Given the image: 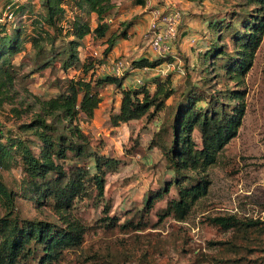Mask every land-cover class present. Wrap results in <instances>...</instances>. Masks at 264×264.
Returning <instances> with one entry per match:
<instances>
[{"label": "trees", "instance_id": "1", "mask_svg": "<svg viewBox=\"0 0 264 264\" xmlns=\"http://www.w3.org/2000/svg\"><path fill=\"white\" fill-rule=\"evenodd\" d=\"M222 1L224 6L230 4ZM1 2L0 108L7 105L12 127L0 124V204L4 212L0 215V264H60L71 254L85 260L90 256L83 246L88 230L77 215L85 202L96 207L103 201L105 222L96 226L104 232L144 229V211L148 213L163 199L166 206L161 215L184 219L207 194L206 171L240 127L244 111L241 85L264 35V0H238L232 9L218 10L206 19L210 35H202L193 68L199 78L191 82L182 67L187 80L179 92L172 85L173 71L134 77L172 65L176 57L169 52L135 58L131 68L119 76L100 70L109 61V52L130 37L136 24L135 20H118L117 0ZM147 3L131 0L149 15L151 9L159 8ZM7 7L12 16L5 15L3 20L1 14ZM27 13L31 17L28 27L20 20ZM15 19L20 21L14 25ZM86 38L102 42L103 56L81 57ZM22 52L21 60L14 62ZM46 69L55 75L51 85L56 91L43 97L29 90L28 79ZM107 86H114L119 96L109 116L116 128L143 118L154 120L176 96L161 131L151 140L169 172L146 192L144 206L127 211L123 222L109 215L111 204L104 200L106 175L116 171L122 160L104 153L102 142L93 143L81 125L82 120L93 119ZM12 167L22 174L15 187L3 176ZM18 196L39 209L47 208L50 219L19 218L14 214ZM217 219L225 229H234L233 239L222 247L230 258L218 261L240 264L243 255L259 245L264 226L234 217Z\"/></svg>", "mask_w": 264, "mask_h": 264}, {"label": "rangeland", "instance_id": "2", "mask_svg": "<svg viewBox=\"0 0 264 264\" xmlns=\"http://www.w3.org/2000/svg\"><path fill=\"white\" fill-rule=\"evenodd\" d=\"M29 1L37 4L40 0ZM229 1L230 4L224 6L222 0H203L199 3L149 0V7L177 11L181 15L178 35L170 42L169 50L176 59L172 65L165 64L153 71L138 72L134 77L148 78L153 74L173 71L172 85L179 92L187 80L181 70L183 67L189 73L190 81L197 82L199 75L193 68L201 49L202 35H210L205 21L213 12L227 7L232 9L231 4L238 0ZM117 3L118 20H135L136 24L130 37L120 40L109 52L108 60L125 58L132 61L141 56L158 57L159 54L149 48L145 37L150 22L147 9L134 6L131 0H117ZM1 6L0 0V11ZM1 16L3 19L4 11ZM30 19L27 13L20 20L28 27ZM20 20L15 19L13 24ZM84 42L86 47L80 48L82 58L93 54V51L97 52L93 56H103L105 46L100 40L86 38ZM25 46L27 50L29 44L25 43ZM23 55L24 52L17 54L14 62H19ZM58 74L62 75L61 72ZM54 78L55 75L46 69L29 77L28 88L35 94L48 97L56 91L51 85ZM241 88L244 92V111L237 134L220 152L216 163L206 171L207 194L195 203L184 219L161 215L166 206L163 199L156 201L148 213L144 211V229L104 232L96 226L105 222L103 201L96 207L82 203L77 215L88 230L83 246L87 247L90 256L80 260L73 254L67 255L60 264H239L218 261L220 258H230L231 254L224 252L222 247L223 243L233 239L234 229H225L217 218L234 217L243 223L256 221L257 225L264 226V35L254 53L252 65L243 77ZM101 95L102 102L93 119L82 120L81 125L93 143L102 142L104 153L122 160L116 171L106 175L104 200L111 204L109 215L123 222L128 217L127 211L144 206L146 192L162 181L164 173L169 172L159 147L151 146V140L161 131L176 96L167 101L168 106L154 120L143 118L116 128L109 119L119 101L115 87L107 86ZM11 123L8 107L3 105L0 108V124L9 128L12 127ZM3 176L14 187L22 179L17 167L4 170ZM170 194H173V189ZM3 213L0 204V215ZM14 214L22 219L46 220L50 219L51 213L47 208L39 209L29 200L18 196ZM263 246L264 237L258 246L243 255L240 264H264Z\"/></svg>", "mask_w": 264, "mask_h": 264}, {"label": "built area", "instance_id": "3", "mask_svg": "<svg viewBox=\"0 0 264 264\" xmlns=\"http://www.w3.org/2000/svg\"><path fill=\"white\" fill-rule=\"evenodd\" d=\"M4 15L12 16L9 7L6 8ZM180 22L181 15L177 11L151 9L149 27L145 33L149 48L158 54L170 53V42L177 37ZM92 55H97V52L93 51ZM130 68L131 61L125 58H115L100 65L101 71L118 76Z\"/></svg>", "mask_w": 264, "mask_h": 264}, {"label": "crops", "instance_id": "4", "mask_svg": "<svg viewBox=\"0 0 264 264\" xmlns=\"http://www.w3.org/2000/svg\"><path fill=\"white\" fill-rule=\"evenodd\" d=\"M146 17V16H145ZM140 73V72H139Z\"/></svg>", "mask_w": 264, "mask_h": 264}]
</instances>
